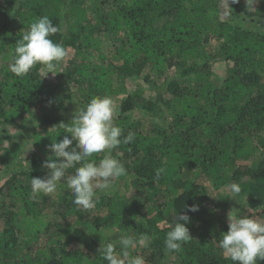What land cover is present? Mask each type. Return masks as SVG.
<instances>
[{
    "label": "trees",
    "instance_id": "trees-1",
    "mask_svg": "<svg viewBox=\"0 0 264 264\" xmlns=\"http://www.w3.org/2000/svg\"><path fill=\"white\" fill-rule=\"evenodd\" d=\"M253 6L0 0V264H107L101 245L142 234L148 247L132 251L146 264H233L219 248L229 213L240 216L228 186L239 184L243 206L264 218V0ZM43 16L68 52L61 73L48 80L38 64L17 77L16 41ZM97 96L113 98L114 122L135 137L112 153L126 169L118 190L91 210L77 208L63 180L34 199L31 178L48 174V146L70 137L60 123ZM194 204L192 239L168 252L173 217Z\"/></svg>",
    "mask_w": 264,
    "mask_h": 264
},
{
    "label": "clouds",
    "instance_id": "clouds-1",
    "mask_svg": "<svg viewBox=\"0 0 264 264\" xmlns=\"http://www.w3.org/2000/svg\"><path fill=\"white\" fill-rule=\"evenodd\" d=\"M237 3L238 0H231ZM256 0H246L247 7H254ZM228 4V0H227ZM60 29L48 16L37 18L24 32L22 38L16 41L9 70L17 77H24L36 66L41 65L45 76L51 73L55 76L68 56L66 48L53 42L50 37ZM118 108L113 98L97 96L91 98L86 106L77 108L71 124L60 123L65 135L59 142L53 141L48 146L52 158L43 162L42 167L48 169V174L31 178V193L35 199L40 194H52L63 180L71 190L72 202L78 209L91 210L98 203L100 195H112L118 190V179L126 174L123 163L112 155L114 150L127 145L134 140V134L126 136L123 129L114 121ZM74 145V146H73ZM103 153V157L91 159L94 154ZM79 165V166H77ZM74 168V172L67 170ZM165 172L163 167L155 170L158 180ZM229 190L238 196L241 187L237 183L228 186ZM121 194H124L121 190ZM199 211L198 205L188 206L184 213L173 217L172 224L165 237V248L168 252L179 253L184 244L192 237L186 226L190 223L188 212ZM182 221V222H181ZM150 236L142 234L139 237L121 235L117 243L107 242L98 249L102 259L107 264H146L142 255L133 254L137 247H148ZM219 248L225 258L233 264H258L264 260V218L245 215L243 217L228 215V230L222 233Z\"/></svg>",
    "mask_w": 264,
    "mask_h": 264
},
{
    "label": "rangeland",
    "instance_id": "rangeland-1",
    "mask_svg": "<svg viewBox=\"0 0 264 264\" xmlns=\"http://www.w3.org/2000/svg\"><path fill=\"white\" fill-rule=\"evenodd\" d=\"M100 45H101V47H104L105 46V44H104V40L102 39L101 41H100ZM216 67V69L213 67V73H219V72H222V70H218V69H222L223 68V66L222 65H217V66H215ZM47 78H48V80H52L53 79V75H47ZM3 167V166H2ZM4 171V168L2 169L1 168V170H0V175L2 174V172ZM2 178V177H1ZM206 187H207V189H208V191H212L211 190V187H208L207 185H206ZM225 190H227L226 188H225ZM233 194V193H232ZM233 195H235V194H233ZM236 198H237V202L236 203H234V209L232 210V212H237V210L239 211L238 213H239V215H241V217H243V216H245V215H248V216H253V217H257V218H260L259 216H257L256 214H255V212H253V210H252V208H249V207H247V206H243L244 204H245V200H244V198L243 197H241V198H238V197H240V196H235Z\"/></svg>",
    "mask_w": 264,
    "mask_h": 264
}]
</instances>
